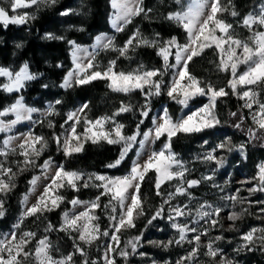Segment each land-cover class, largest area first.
Masks as SVG:
<instances>
[{"label": "snow or ice", "instance_id": "obj_1", "mask_svg": "<svg viewBox=\"0 0 264 264\" xmlns=\"http://www.w3.org/2000/svg\"><path fill=\"white\" fill-rule=\"evenodd\" d=\"M57 2L58 0H0V27L7 29L10 25H26L36 19L35 12L41 5L54 6ZM174 3L179 6V10L170 12L165 18L182 29L185 34L183 41L177 36L163 39L159 33L150 39L144 37L139 29H136L120 46L116 45L114 37L97 36L91 51L81 47L74 40L66 41L71 48L74 67L65 74L60 84L62 89L68 90L91 84L93 81L104 80L107 81L111 91L116 93L129 95L139 91L144 97V103L139 109L141 119L131 134L126 132V125L117 119L121 114L133 111L131 104L122 102L110 116H101L93 120L87 116L85 110L88 109V104L85 103L66 114L64 123L60 125L63 131L54 132L52 140L66 159L82 152L84 143L87 142L98 144L103 141L108 145H119L118 156L105 164L106 169L120 168L138 145L137 159L131 161V167L123 176L67 170L63 164L56 165L50 156L43 163H37L48 148V140L44 136L34 135L31 132L20 137L8 136L3 141V150H0V157H3L0 159V219L6 215L5 197L16 187L15 178L18 174L39 168L43 178L50 182L44 185L43 191L36 197V202L29 205V197L35 193L41 176L34 175L29 180L30 188L21 200L23 210L19 219L10 233L0 235V264H27L29 258L32 259L33 264H76L74 260L76 255L81 257V264H118L116 256H119L124 264H128L130 256H144L145 253L139 252V248L144 244V231L131 236L123 246H121V233L135 229L136 220L145 215V201L141 187L150 172L154 173L155 195L161 198V203L147 219L145 230L153 225L154 221L166 219L176 230L178 237L167 242L148 241V243L165 250L173 245L183 247L185 243L190 244L192 247L186 255L175 261V264H199L201 238L207 236L209 230L219 224L223 209L201 203L196 209L198 219H194L192 223L199 224L207 218L206 223L209 227L200 230L189 226L187 218L192 215L189 204H174L173 201L179 196L191 200L190 190L198 187L203 180H213V176H205L201 180L188 179L190 170L173 151V139L180 134L186 136L198 134L221 125L222 121L216 112L217 101L228 96L229 92L224 88L217 89L210 82L204 83L199 80L190 72L189 65L206 49L218 53L217 68L221 72L230 71L228 88L231 89L232 95L244 101L241 107L251 113L253 125L256 127L249 128L248 133L250 139H255L256 132L264 130V100L260 98L257 88L252 87L264 86V7L258 14H248L239 22L241 27L250 32L247 40H242L235 34L233 25L223 18L224 13L232 17L239 15L231 5V0H227V4L222 3V0H191L186 5V10L184 0H174ZM110 7L114 11L112 26L116 32L124 31V25L132 23L134 17L143 15L149 18V13L152 11L143 7V0H110ZM33 8L35 11H22ZM69 14L70 10L61 12L64 16ZM45 38L65 40V37L54 36L51 33L46 34ZM140 47L156 49V55L162 60L161 67L146 69L144 65H139L132 71L118 72L116 60H110L103 69L96 60L100 51H114L119 57L130 58L129 52ZM241 65L246 66L242 72L239 71ZM169 75L171 80L166 81L165 77ZM0 78L6 81H0V91L20 94L7 108L0 109V133H10L17 124L31 120L32 114L38 111L27 106L21 94L27 83L38 79V75L31 72L29 65L24 63L17 70L0 66ZM162 94H166L184 108H188L190 101L196 97H207L208 103L179 118H173L167 109H163L159 117L151 118L152 127L145 131L142 125L150 118L151 99ZM60 104L62 101L59 99L54 104H49L45 115H59L56 105ZM254 106L255 110H253ZM230 115L236 117L237 113L232 112ZM9 116L15 118L6 119ZM243 122L244 117L241 116L234 127L241 128ZM81 125L83 131L78 132V127ZM48 127H55L53 121H48ZM15 140H20V143L13 146ZM162 140L163 146L158 151L151 150L146 159L141 158L140 150ZM204 143L207 144V141ZM229 143L230 140L218 143L204 155L203 160L215 163L217 168L223 167L225 158L215 153L218 150L232 151L233 148L229 147ZM237 150L243 155L244 145L241 144ZM10 155H17L22 159L9 162ZM12 164L16 165L15 170ZM49 172L53 174L49 176ZM253 179L257 181L256 186L248 188L247 191L250 194L256 191L264 192V164L258 166L257 175ZM243 183H251V181ZM166 184L171 185L174 190L165 194L162 188ZM88 188L97 190L95 198L85 201L79 196H74L67 200L71 208L62 210L58 227L48 222L44 228L45 235L39 239H36V232L22 230L24 221L29 217L39 220L45 216V213L60 209L67 199L61 190L67 189L78 193L81 189ZM240 191L241 189H237L235 194L222 196L221 199L229 200L233 204L237 202L243 204L246 198L239 197ZM104 197H107V202L102 204ZM77 208L84 210L77 212ZM97 209L107 213L108 226L103 229ZM261 212L264 213V208ZM242 215L243 212H232L227 219L234 226ZM180 218H184V221L178 222ZM53 231L64 233L72 241V252L62 254L58 258L52 255L54 250L58 251L48 235ZM257 231L260 232L259 236H255ZM188 233L196 234L189 238ZM101 239L105 240V243L97 245V251L102 246L103 254L99 260H90L89 249ZM221 239V236H217L214 240L208 241L204 255L210 258L212 264H234L233 260L224 257L221 250L214 247L215 242ZM241 239L244 243L237 251L251 250L250 246L254 245L256 240L264 244V229H252L242 235ZM33 240H36L35 246L29 248L28 245ZM218 256L220 259L217 261ZM153 264L156 262L153 261Z\"/></svg>", "mask_w": 264, "mask_h": 264}, {"label": "rangeland", "instance_id": "obj_2", "mask_svg": "<svg viewBox=\"0 0 264 264\" xmlns=\"http://www.w3.org/2000/svg\"><path fill=\"white\" fill-rule=\"evenodd\" d=\"M190 2L191 0H184L185 10H186V5ZM236 2L238 4L243 5L246 8L248 6V12L244 16L248 14H258L261 8L264 7V0H231V5L234 6V3ZM88 3H89V0H58V2L54 6L41 5L39 10L35 12L36 19L39 18L43 14L53 12V11L55 12V10L60 7H64L65 10H70V14L67 16L61 15V12L56 14V17L54 18L55 22L42 35L43 40L46 42H66L67 40H74L81 47L86 48L89 51H91L95 46L97 36L114 37L115 43L118 46L123 45L124 42L129 38V36L132 35V33L136 29H139L144 37H148L150 39L155 37V35H149L147 33L142 32L141 25H137L134 28V30H130L129 27L131 23L124 25V31L116 32L112 26V18L114 15V11L110 7V0H109L108 1L109 13L107 14V23H108L109 30L106 32H99L95 34V36H93L90 42L87 44L85 40L89 39L90 36L84 35V31H85L84 25L86 23V20L89 17ZM222 3L227 4V0H223ZM160 4L162 6L161 9H164V10L171 9L173 12L179 10V6L174 3V0H161ZM22 11L32 12V11H35V9L33 8V9H27V10H22ZM167 15L168 14L164 16V19L166 21H168L165 18ZM135 18L136 17L133 18L132 22L134 21ZM223 18L226 19L227 22L233 25L235 34L240 39L247 40V38L250 35V32L248 31V29L241 27L240 23L236 21L228 13H224ZM35 20H32L27 24H32ZM16 27H21V26H16ZM81 29L83 30L81 31ZM49 33H51L54 36H58V37L63 36L65 37V40L46 39L45 38L46 34H49ZM73 35H79V39H77L78 37L77 38L74 37L70 39L71 37H73ZM10 45L11 46L13 45V47H15V49L12 52L13 56L11 59V62L13 64L11 66H6V67H9L13 70H17L20 66L24 64L22 63L18 65L15 62L16 57H17L16 55L17 51L22 46L21 40L13 38ZM17 45H19V47ZM145 48L154 49L150 47H140L136 49L135 51L129 52L130 58L133 59L134 55L137 54L140 49H145ZM207 52L209 55V60L211 62V65L213 66V68L217 70L218 69L217 64L219 62L218 53H216L212 49H206L202 55H204ZM67 54L69 58V65H65L62 62H59L57 64V65H62L61 67H58V66L57 67L59 69L65 68L66 73L67 71L71 70L74 67L72 63L71 48L68 45V43H67ZM96 60L101 66V69L105 68L108 65V62L110 60H116V71L118 72L119 71L129 72V71H132L133 69H136L139 65H144L146 69L159 68L158 66L152 63H148V62H143V61L132 62V60H129V58L119 57L118 53L114 51H100L96 57ZM50 65L48 66L50 67ZM29 68H30V65H29ZM245 68H246L245 65H241L239 68V71L242 72L243 70H245ZM30 71L35 73L31 68H30ZM223 73L229 74V77H230V71L227 73L226 72H223ZM64 76L62 77L59 83H54V82L46 83L47 87L43 86L42 88L44 92V94H42V97L32 101L31 103H29L27 99L23 96L25 104L29 107L38 109V111L32 114L31 120H25L17 124L10 133H0V150H3V141L7 139L8 136L20 137L22 135H26L29 132H31L34 135L44 136L48 140V148L39 158L37 162L38 164L43 163V161L50 156L54 160L56 165L63 164L67 170H75V171H80L84 173H99V174H106L109 176L126 175L128 172V169L131 167V161L137 159L136 151L139 150L138 145L129 154V157L132 156L131 160L129 161V167L127 170H124L122 174H111L108 172H98L95 170H87V169H81V168L75 169L71 167L72 164L70 162L67 164L68 158L66 159L63 156L62 152L57 148L55 142L52 140V136L54 132L61 133L63 131L60 125L64 123L66 114L68 112H71V111H74L80 108L81 105L87 102H82V101L77 100L73 102L72 104H70L68 102L63 101L60 98L59 91L68 92L72 90L73 88H75L73 87L71 89L65 90L60 87V84ZM165 79L166 81H170L171 75L165 77ZM199 80H201L204 83L210 82L217 89L224 88L226 91L229 92L228 96L222 97L218 99L217 101L216 112L218 114L219 119L222 121V124L227 119L226 117L227 113L225 109L221 107L222 104L224 103L230 104L232 100L235 102H239L240 106L244 103V101L239 100L237 96L231 94V90H229L226 87L227 85L224 86V80L220 78V75L216 77H207V78L204 77ZM0 81L6 82L4 81V78H0ZM97 81H104V80H97ZM31 82H28L27 85ZM252 87L257 88V90L260 92V98L264 100V86H252ZM136 92H133L129 95H125L123 93H118V94L128 96L130 98L127 100V104L138 105L140 107V105L144 103V97L141 95L139 99L136 100L133 97V95ZM5 94L6 95H20L16 93H13V94L5 93ZM15 99L9 104L5 105V107H3L2 109L7 108L10 104H12L15 101ZM57 99L62 101V104L56 105V110L59 112V115L46 116L45 112L49 104H54ZM207 103H208L207 97H196L194 100L190 101L188 108H184L182 105H179L175 101L172 100L173 107L170 108L167 104H163L159 106L153 112L152 118L159 117L162 114L163 109H167L169 114L173 118H179V117L185 116L190 111L197 110L198 108H200L201 106ZM253 110H255V106ZM85 111L87 112L88 118L93 119V120L101 116H106V115L110 116L105 113L98 116V111L96 109H93V110L89 109V105H88V109H86ZM242 111L248 122V129L249 128L255 129L256 126L253 125L251 113L249 112V110L246 108H242ZM14 118H15L14 116H9L6 119H14ZM230 119H233L239 122L240 116H236V117L231 116ZM49 120L53 121L55 125L54 128L48 127ZM222 124L217 126L214 129L206 130L205 132H202V133L192 134V135H187V136L180 134L178 135V137L173 139V151L177 154L178 158L181 161H183L186 167L190 170L187 176L188 179L201 180L202 177L209 176V175L213 176V180H203L202 183L198 187L190 190L192 194L191 200L187 199L184 196H179L173 201V203L180 204V205L189 204L192 215L187 218V223L189 224L190 227H196L200 230H202L203 228L209 227L208 223H206L207 218L206 220L200 221L199 224L192 223L194 219H198V217L196 216V209L201 203L211 204L215 207H221L223 209L219 217V224L215 228L210 229L207 236H204L201 238V248H200V254L198 256L199 264H212V261L210 260V258L204 255L205 245L208 243V241L214 240L215 237L217 236H221L222 239L219 241H216L214 244V247L220 249L221 254L224 257H226L227 259L233 260L234 264H264V244H261L259 240H256L254 245L250 246L251 250L242 249L240 251H237V249L240 248V245L244 243L241 239L242 235L248 233L252 229H257V230L264 229V213L261 212V209L264 208V192L256 191L250 194L247 191L248 188L256 186L257 181H255L253 178L257 175L258 166L261 164H264V150L263 151L250 150L248 149V146L252 147V146L259 145V147L264 148V130H258L256 132V138L250 139L248 132L247 133L243 132L241 128L237 129L235 127L234 128L235 130L233 131L231 130V132H228L222 129ZM151 127H152V123L150 120L145 131ZM82 131H83V125L78 127V132H82ZM246 136H247V139L245 138ZM248 139L253 140V141L255 140V142L254 143L251 142L249 144L247 141ZM186 140H189L191 143L189 147L188 146L184 147V145H182V141H186ZM229 140H230L229 147L233 148L232 151L229 152L226 150H218L215 153L217 156H222L225 158V163L223 167L217 168L215 163L206 162L203 160L204 155L208 151H210L212 148H214L215 145H217L218 143L224 142V141H229ZM205 141H207V144L204 143ZM180 142H181L182 149L177 151L175 147ZM19 143H20V140H15L13 142V146ZM100 143H105V142L101 141ZM88 144H92V143L91 142L84 143V147ZM241 144L244 145L243 155L241 154L239 150H237ZM92 145H97V144H92ZM162 146H163V140L157 141L155 144H149L148 146H146L144 150H140L141 158L146 159L149 151L151 150L158 151ZM0 159H3V157H0ZM8 159H9V162H12V161L19 160L22 158L17 155H10ZM12 167L15 170L16 165L12 164ZM109 170L116 171V169H109ZM122 170L123 169H120L119 171H122ZM29 174H31L32 177L34 175L41 176V179L38 181L35 193L30 195L29 197L28 203L29 205H31L36 202V197L43 191L44 185H46L50 181L43 178L41 174V170L39 168H34L31 170H26L23 173L18 174L15 178V185L17 186V183H19L21 177L25 175H29ZM52 174H53L52 172L48 173L49 176H51ZM244 181H251V183H243ZM144 182L147 183L148 185L147 190L143 194V199L145 201L144 203L145 215L140 217L138 220H136L137 227L135 229H130L128 231L121 233V246H123V243L127 239H129L131 236L138 235L141 231H144V244L142 248H139V252L145 253V255L144 256H141V255L130 256L128 258V264H153V261H155L156 264H175V261H177L180 257L186 255L187 251L192 247V245L187 244V243H185L183 247L173 245L169 247L167 250H165L162 247H155L148 243V241L167 242L170 239L177 238L178 233L176 232L175 229H173L170 226L169 222L166 219L164 220L158 219L154 221L153 225L148 226L147 230H145V224L147 222V219L151 216V214L155 211V209L160 205L161 198L155 195L154 173L150 172ZM29 188H30V185L29 183H27L26 190L21 195L18 204L11 206V208H7V205L10 202V199H9L10 194L16 190V187L11 192H9L7 196L5 197V208L7 211H6V215L2 219H0V235H6L13 230V225L17 222L23 210V205L21 204V200L24 197L25 193L28 192ZM221 189H223V191H221ZM237 189H241V191L239 192V197L246 198L243 204L239 202L233 204L229 200L221 199L222 196L235 194ZM173 190L174 188L168 184H166L162 188V191H164L165 194ZM81 191L86 192L85 194L86 198L79 197L81 200H85V201L93 200L95 197H93L92 194L95 193L97 195V190L93 188L81 189L79 192ZM61 193L67 199L65 203L61 205L60 209H57L50 213H45V216L41 217L39 220H37L35 217H29L28 219L24 221V224L22 225V230H31V231L36 232L37 233L36 239H39L40 237L45 235L44 228L46 224L48 223V217H50V215L52 216V215L59 214L58 222L57 224L55 223L56 226L58 227L61 222L62 210L65 209L66 205H68L69 209L71 208V205L67 203V200H70L76 195L75 192H72L71 190H67V189L61 190ZM102 199H104L105 201L104 203L107 202V197H104ZM245 209L247 211H244ZM83 210H84L83 208L76 209L77 212L83 211ZM96 211H97V215H99L101 218L100 219L101 228L103 229L107 227L108 226L107 213L103 211H101V213H98L99 209H97ZM232 212H237V213L243 212L241 219L236 221L234 226L232 222L227 219L228 215H230ZM183 221H184V218H180L178 222H183ZM220 225H222V227ZM195 234L196 233H188V236L189 238H191ZM48 235L51 239V242L54 248H58V251L54 250L52 252V255L54 257L58 258L62 254H67L73 251L72 241L64 233L53 231L51 233H48ZM259 235H260V232L257 231L255 233V236H259ZM35 243H36V240H33L32 243L28 245V247L34 248ZM104 243H105V240L101 239L96 244H93V246L89 249L88 258L90 260L92 259L99 260L100 256L103 254L104 249L101 246L99 248V251H97V245H103ZM216 259L218 261L220 259V256H218ZM74 260L76 261V264H81V257L79 255H76L74 257ZM116 260L118 264H124V261L121 260L119 256H116ZM27 264H33V261L31 258H29V261L27 262Z\"/></svg>", "mask_w": 264, "mask_h": 264}, {"label": "trees", "instance_id": "obj_3", "mask_svg": "<svg viewBox=\"0 0 264 264\" xmlns=\"http://www.w3.org/2000/svg\"><path fill=\"white\" fill-rule=\"evenodd\" d=\"M108 1L109 0H89V17L84 25V35L90 36L89 39L85 40L87 44L90 42L91 38L95 36V34L109 30L107 23V14L109 13ZM160 2L161 0H143V7L145 9L152 10L149 13V18H145L143 15L136 17L130 24L129 29L134 30L137 25H141V31L149 35H155L156 33H159L160 37L163 39H168L171 36H177L178 39L183 41L185 39V34L182 29L176 27L174 24L164 19L166 14H169L173 11L171 9H161L162 6ZM234 8L239 15L233 18L240 22L242 17L248 12V6L246 8L236 2L234 3ZM64 10V7L57 8L55 12L53 11L43 14L32 24H26L21 27H16L14 25H10L7 29L0 27V66H11L13 64L11 59L13 56L12 52L15 47H13V45L11 46L10 44L13 38L20 39L22 46L17 51L15 62L18 65L22 63H28L30 68L39 76L37 80L29 83L25 90H23L21 93L29 103L42 97V94H44L42 88L44 85H46V83H59L66 73V69H59L57 64L62 62L65 65H69L67 43L46 42L42 38L43 33L55 22L54 18L56 17V14ZM74 37H78L77 39H79V35H73V37L70 39ZM129 60H132V62H148L158 67H161L162 65L161 58L156 55V49H140L138 53L134 55L133 59L129 58ZM47 64H51L50 67ZM189 68L190 72L199 79L204 77H216L220 75V78L224 80V86L227 85L226 87L228 88V81L230 79L229 74H224L218 69L216 70L213 68L209 60L208 52L200 57L194 58V60L190 63ZM59 94L63 101L70 104L77 100L87 102L89 109H96L98 111V116L102 115L103 113L111 115L116 109L120 107L122 102L127 104V100L130 99L128 96L111 91V89L107 86V81H95L89 85L75 87L68 92L59 91ZM17 96L18 95H6L0 91V109L12 102ZM140 96L141 93L139 91L133 95L136 100L139 99ZM151 102L152 111L150 113V118L145 120V124L142 125L144 130L147 128L153 116V112L159 106L167 104L170 108L173 107L172 100L166 94H162L158 97H152ZM132 106V112L123 113L117 117L119 121L126 125L125 130L129 134H131V132L135 129V125L138 123L139 119H141L139 115L140 107L138 105ZM221 107L224 108L227 113V119L222 124V129L224 131L231 132V130H235L234 125L237 123V121L230 119V114L232 112H236L237 116L244 117L245 123L243 122L241 130L246 133L248 132V122L243 114L239 102L232 100L230 104L224 103L221 105ZM245 138L247 139V136ZM247 141L249 144L251 142H255V140L253 141L249 139ZM182 145H184V147H189L191 143L189 140H186L182 141ZM175 149L177 151L182 149L181 142L176 145ZM248 149L257 151L264 150V148L259 147V145L252 147L248 146ZM118 154V145L112 146L106 143H100L97 145L88 144L84 147L82 153L74 154L71 158H68L67 164L70 162L72 164L71 167L75 169L81 168L95 170L98 172H108L111 174H122L124 170L128 169L129 161L131 160L132 156H130L125 164L122 165L120 168L123 169L122 171H119L120 169H116V171H110L104 167L105 164L114 160ZM31 178V174L20 178L19 183H17L16 190L10 194V202L8 203L7 208H11V206L18 204L21 195L26 190V185ZM147 186V183L144 182L141 187L142 194H144V192L147 190ZM85 194V191H81L76 193L75 196L86 198ZM92 195L93 197L96 196L95 193ZM104 202V199H102V204ZM66 208H68V205H66L65 209ZM98 213H101L100 209ZM58 216L59 214L52 216L50 215V217H48V222L56 225L58 222Z\"/></svg>", "mask_w": 264, "mask_h": 264}]
</instances>
